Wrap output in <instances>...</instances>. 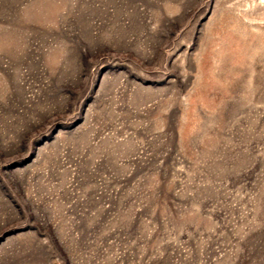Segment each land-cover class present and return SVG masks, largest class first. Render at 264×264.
Here are the masks:
<instances>
[{
  "label": "rangeland",
  "instance_id": "obj_1",
  "mask_svg": "<svg viewBox=\"0 0 264 264\" xmlns=\"http://www.w3.org/2000/svg\"><path fill=\"white\" fill-rule=\"evenodd\" d=\"M0 264H264V0H0Z\"/></svg>",
  "mask_w": 264,
  "mask_h": 264
}]
</instances>
